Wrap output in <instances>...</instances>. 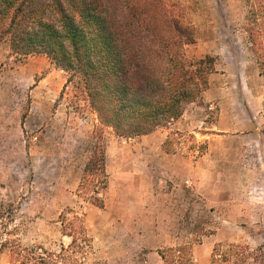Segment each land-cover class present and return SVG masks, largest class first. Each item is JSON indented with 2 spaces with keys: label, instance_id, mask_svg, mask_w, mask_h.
<instances>
[{
  "label": "rangeland",
  "instance_id": "obj_1",
  "mask_svg": "<svg viewBox=\"0 0 264 264\" xmlns=\"http://www.w3.org/2000/svg\"><path fill=\"white\" fill-rule=\"evenodd\" d=\"M167 1L194 28L188 56H214L216 70L151 136L105 128L102 207L80 192L96 114L50 57L0 44V264H16L7 240L64 247L65 264H167L162 253L180 246L186 264H212L218 244L264 264V79L243 30L248 0ZM74 216L90 246L81 235L70 246Z\"/></svg>",
  "mask_w": 264,
  "mask_h": 264
},
{
  "label": "trees",
  "instance_id": "obj_2",
  "mask_svg": "<svg viewBox=\"0 0 264 264\" xmlns=\"http://www.w3.org/2000/svg\"><path fill=\"white\" fill-rule=\"evenodd\" d=\"M248 5L243 30L264 79V0H248ZM4 41L19 57H50L96 114L94 148L80 192L101 207L100 194L109 182L105 128L131 138L167 126L201 98L216 70L214 56H188L194 28L167 0H0V44ZM171 135L165 141L169 151ZM63 225L71 229L70 246H81L77 235L90 246L80 216L65 218ZM1 246L10 247L16 264H65L64 247L56 254L19 240ZM185 248H169L162 256L167 264H186ZM250 253L245 245L218 244L212 264H250Z\"/></svg>",
  "mask_w": 264,
  "mask_h": 264
},
{
  "label": "crops",
  "instance_id": "obj_3",
  "mask_svg": "<svg viewBox=\"0 0 264 264\" xmlns=\"http://www.w3.org/2000/svg\"><path fill=\"white\" fill-rule=\"evenodd\" d=\"M154 133H155V132H154ZM152 134H153V133H150V134H147V135H143V136H148V137H149V136H151Z\"/></svg>",
  "mask_w": 264,
  "mask_h": 264
}]
</instances>
